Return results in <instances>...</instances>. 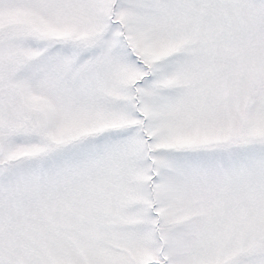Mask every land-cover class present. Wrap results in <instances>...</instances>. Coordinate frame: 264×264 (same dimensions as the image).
<instances>
[{
	"label": "snow or ice",
	"instance_id": "obj_1",
	"mask_svg": "<svg viewBox=\"0 0 264 264\" xmlns=\"http://www.w3.org/2000/svg\"><path fill=\"white\" fill-rule=\"evenodd\" d=\"M0 264H264V0H0Z\"/></svg>",
	"mask_w": 264,
	"mask_h": 264
}]
</instances>
